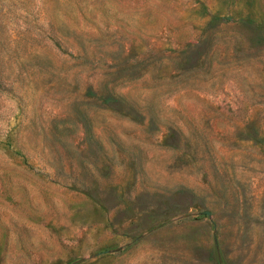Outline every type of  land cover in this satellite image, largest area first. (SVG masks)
<instances>
[{
    "label": "rangeland",
    "instance_id": "obj_1",
    "mask_svg": "<svg viewBox=\"0 0 264 264\" xmlns=\"http://www.w3.org/2000/svg\"><path fill=\"white\" fill-rule=\"evenodd\" d=\"M0 264H264V0H0Z\"/></svg>",
    "mask_w": 264,
    "mask_h": 264
}]
</instances>
